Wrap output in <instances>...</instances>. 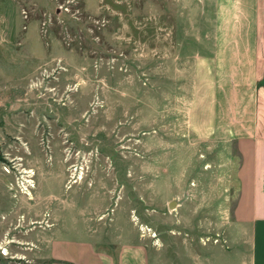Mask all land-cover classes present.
<instances>
[{
  "label": "rangeland",
  "instance_id": "rangeland-1",
  "mask_svg": "<svg viewBox=\"0 0 264 264\" xmlns=\"http://www.w3.org/2000/svg\"><path fill=\"white\" fill-rule=\"evenodd\" d=\"M0 6V168L12 200L0 264H47L27 250L48 229L113 262L132 242L147 264L218 255L264 93L255 77L209 74L194 3Z\"/></svg>",
  "mask_w": 264,
  "mask_h": 264
},
{
  "label": "crops",
  "instance_id": "crops-1",
  "mask_svg": "<svg viewBox=\"0 0 264 264\" xmlns=\"http://www.w3.org/2000/svg\"><path fill=\"white\" fill-rule=\"evenodd\" d=\"M190 1L199 12L198 18L205 21L202 25L208 29L205 40L201 39L199 43L207 44L203 59L207 60L209 74L255 77V89L263 94L264 0ZM3 7L0 6V10ZM15 11L17 13L18 9ZM15 24L17 37L22 28L18 16ZM5 102L0 94V108ZM258 102L264 107V96ZM254 122L255 134L239 150L236 168L239 195L234 210L230 211L229 225L223 232L225 244L218 255L215 254L216 248L212 247L209 249L212 253L210 258L202 262L198 260L196 264H264V116H256ZM8 178L0 168V224L12 209ZM36 237L38 239L37 234ZM75 239L61 235L58 230L48 229L44 239L46 243H39L38 239L28 248L30 261L45 260L47 264H147L145 254L141 252L143 248L133 242L120 245L117 259L113 262L106 252H95L90 242Z\"/></svg>",
  "mask_w": 264,
  "mask_h": 264
}]
</instances>
